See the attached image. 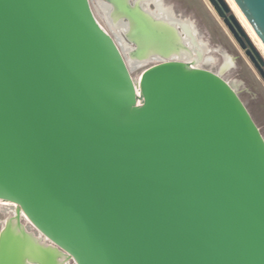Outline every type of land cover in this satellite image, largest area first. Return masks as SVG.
Instances as JSON below:
<instances>
[{"label": "water", "instance_id": "95a60500", "mask_svg": "<svg viewBox=\"0 0 264 264\" xmlns=\"http://www.w3.org/2000/svg\"><path fill=\"white\" fill-rule=\"evenodd\" d=\"M108 1L132 59L192 61L147 69L137 94L90 0H0V201L76 264H264L260 129L174 25ZM208 1L264 79L228 0ZM234 2L264 44V0ZM12 222L0 264H56Z\"/></svg>", "mask_w": 264, "mask_h": 264}, {"label": "rangeland", "instance_id": "374dc122", "mask_svg": "<svg viewBox=\"0 0 264 264\" xmlns=\"http://www.w3.org/2000/svg\"><path fill=\"white\" fill-rule=\"evenodd\" d=\"M98 1L99 0H90L97 20L110 35L113 37H115L114 35L117 36V32L113 31L98 13ZM165 4L167 7L174 6L176 17L178 19L183 21L188 20L193 23L198 40L207 46V51L204 54V61L201 64H198V66L216 74L222 72L220 76L236 91L264 136V79L233 38L211 3L208 0H165ZM231 7L233 8V6ZM150 9L151 11H154L155 7L152 5ZM233 10L264 58L263 48L245 26L237 11L234 8ZM127 41L123 40L124 44H126ZM260 42L262 43L261 40ZM125 56L128 65L130 66L131 57L129 54ZM228 61L231 62L230 67L222 71L224 65ZM159 62L158 59H152L141 67L132 69V77L134 79L139 78L147 69L157 65ZM6 204L10 203L0 202V237L5 228V222L11 219H16L28 233L33 234L35 238L41 239L42 243L51 245V242L47 241L31 222L21 215V213L18 217V211L16 210L17 204L15 205L11 203L15 205L13 207ZM67 264H76V262L70 257Z\"/></svg>", "mask_w": 264, "mask_h": 264}, {"label": "bare ground", "instance_id": "6f19581e", "mask_svg": "<svg viewBox=\"0 0 264 264\" xmlns=\"http://www.w3.org/2000/svg\"><path fill=\"white\" fill-rule=\"evenodd\" d=\"M106 1H108V0H106ZM99 2V7H97L98 8V10H99V12H100V15L102 16V18L107 22V24H108V26L113 30V31H116L117 32V36L116 35H114L115 36V38L117 39V42H118V44H119V46H120V48H121V51H122V53H123V55L125 56V55H127V54H129L130 53V49L129 48H131V50H132V47L130 46V44L127 42L126 44H124V42H123V40H128L129 42H131L127 37H126V35H125V37H124V35H123V29H118V28H116L115 27V24H114V22H113V19H112V17H110V13H111V7L109 6V7H106L104 4V2L102 1V0H99L98 1ZM110 4H112L110 1H108ZM143 2H145V1H143ZM147 2V1H146ZM228 2H231L230 4H232L231 6H233V8L237 11V13H238V15H239V17L241 18V20L244 22V24H245V26L249 29V31L252 33V35L255 37V40L256 41H258L259 42V44L261 45V47L263 48V50H264V45L260 42V40H259V38L257 37V34H255V32L253 31V29L251 28V26H250V24H249V22H247V20H246V18H245V16H243V14L238 10V8H237V6H236V4L233 2V0L231 1V0H228ZM155 3L157 4V13H159V15H162V16H165L166 18H168V19H170L171 21H172V23H174V24H176V25H178V26H180V27H182L183 28V32H184V36L182 35V33L179 31V33L181 34V36H182V39H184V44L187 46V48L190 50V52L194 55V60L196 61V63L197 64H201L203 61H204V54H205V52L207 51V46L205 45V44H203V43H201L199 40H198V38H197V35H196V30H195V28H194V25H193V23L192 22H190V21H188V20H186V21H183V20H179V19H174V17H173V14L172 13H169V12H166V11H164V9H163V7H161L160 8V5L158 4V2L155 0ZM110 4H106V5H110ZM113 5V4H112ZM165 8V7H164ZM161 9H163V10H161ZM154 14V13H153ZM158 16V15H157ZM103 27V26H102ZM176 27V26H175ZM103 29L106 31V29L103 27ZM178 29V28H177ZM126 38V39H125ZM126 40V41H127ZM132 44H136L135 42H131ZM189 45V46H188ZM136 46H138L137 44H136ZM135 46V48L132 50V51H134V50H136L137 49V47ZM174 54V53H173ZM173 54H171V56H173ZM154 55H159V56H162V55H160V54H154ZM151 56H153V55H151ZM150 56V57H151ZM170 56V57H171ZM170 57H168V58H166V57H164V56H162V58H165L166 59V61L167 60H169V58ZM182 57V58H181ZM181 57H179V56H174V58H177V59H180L181 60V62H183V63H185V64H188L190 61H192V59H190V57H189V55L188 54H186V53H182V55H181ZM125 59H126V56H125ZM148 59V58H147ZM136 60H139V61H144V60H146V59H138V58H136ZM183 60V61H182ZM148 61V60H147ZM171 61V60H170ZM174 61H176V60H174ZM126 62H127V65H128V61H127V59H126ZM146 62H141V63H139V62H136L135 60H133L132 58H131V60H130V66L128 65V68L130 69V72H131V70L132 69H134V68H138V67H141L142 65H144ZM230 65H231V62L230 61H228L225 65H224V67H223V69H222V71H224V70H226L228 67H230ZM199 68H201V67H199ZM222 74V72H220V74L219 75H221ZM141 77V76H140ZM140 77L139 78H137V79H134L133 77H132V80H133V82H134V84H135V87H136V92H137V94H140L139 92H140V89H139V86H138V84H139V80H140ZM0 202H3V201H0ZM4 204V203H3ZM14 204V203H13ZM7 205V204H6ZM9 205V204H8ZM16 205V204H15ZM17 206V208H16V210L18 211V205H16ZM20 213H21V215L24 217V218H26V219H28L26 216H25V214L23 213V211L21 210L20 211ZM29 220V219H28ZM9 221V220H8ZM8 221H6L5 222V225H4V227L6 228L7 227V222ZM30 221V220H29ZM32 224V223H31ZM33 225V224H32ZM34 226V225H33ZM4 228V229H5ZM10 229H11V231L12 232H14V233H17V234H19V233H21V229H23V231L24 232H26L27 234H28V236H29V238H30V240L32 241V242H34V243H37V244H39L40 246H44V247H50V248H52V249H45V251L49 254V255H51L52 257H56L58 254H62V255H58L57 256V258H56V260H55V263L56 264H67L68 263V259L70 258L69 256V254L68 253H66V252H64V251H61V250H59L58 249V247L54 244V243H52L47 237H45L41 232V234L44 236V238L47 240V241H50L51 242V245H46V243H42V240L41 239H39V238H35L34 237V235L33 234H31V233H28L27 231H26V229H24V227H22L21 225H20V223H19V225H18V220H16V219H13V222L10 224ZM56 249V251H54L53 249ZM68 258V259H67ZM65 259H67L66 261H65ZM29 264H35V263H33V262H30Z\"/></svg>", "mask_w": 264, "mask_h": 264}, {"label": "flooded vegetation", "instance_id": "af4514ba", "mask_svg": "<svg viewBox=\"0 0 264 264\" xmlns=\"http://www.w3.org/2000/svg\"><path fill=\"white\" fill-rule=\"evenodd\" d=\"M105 4V6L106 7H111V12H112V10H113V5L112 4H110L108 1H106V0H102ZM136 0H124V2H123V5H125V3L128 5V7L132 10V11H134L136 14H138V15H140V16H144V17H146L148 20H150L151 19V17H153L152 19H155V20H158V19H164V20H166V21H169L172 25H174V26H176V28H178V30L182 33V35L184 36V32H183V28L182 27H180V26H178V25H176V24H174V23H172V21L170 20V19H168V18H166L165 16H162V15H159V13H157L156 11H157V4L155 3V0H137V2L138 3H140V7L139 6H135L134 5V2H135ZM143 1H145V2H143ZM147 1V2H146ZM157 2H158V4L160 5V8L161 7H163V9H164V11H166V12H169V13H172L173 14V17H174V19L176 18V19H178L177 17H176V13H175V10H174V6H172V7H167L166 6V4H165V0H156ZM106 4H110V5H106ZM154 6L155 7V10L154 11H151V6ZM98 7H99V2H98ZM165 7V8H164ZM163 9H161V10H163ZM98 13L100 14V12H99V10H98ZM154 13V14H153ZM158 15V16H157ZM180 20V19H179ZM124 21H128V18L127 19H125ZM115 34V33H114ZM123 35H124V37H125V33H124V31H123ZM185 37V36H184ZM126 39V38H125ZM127 40V39H126ZM129 44H130V46L132 47V50L135 48V46H136V44H132L131 42H129V41H127ZM189 46V45H188ZM137 47V46H136ZM131 50V51H132ZM184 54V53H183ZM129 55H130V53H129ZM178 56L176 53H174L173 54V56H171L170 58H169V60H167V61H173V60H176V61H181L180 59H177V58H174V56ZM182 55V54H181ZM194 56V55H193ZM131 57V56H130ZM152 59H158L160 62L158 63V64H161V63H163V62H166V59L165 58H162V56H159V55H153V56H151V57H149L148 59H146V60H144V61H139V60H136L135 59V61L136 62H139V63H141V62H146V63H148L149 61H151ZM148 60V61H147ZM183 61V60H182ZM157 64V65H158ZM8 205V204H7ZM8 206H11V207H13V206H15V205H13V204H9Z\"/></svg>", "mask_w": 264, "mask_h": 264}]
</instances>
